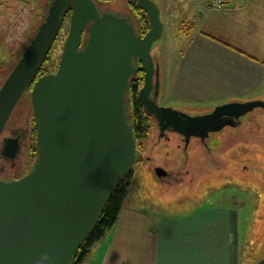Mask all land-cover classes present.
Segmentation results:
<instances>
[{
  "label": "water",
  "instance_id": "95a60500",
  "mask_svg": "<svg viewBox=\"0 0 264 264\" xmlns=\"http://www.w3.org/2000/svg\"><path fill=\"white\" fill-rule=\"evenodd\" d=\"M136 4L148 17L143 35L129 17L101 10L95 0H51L1 83L0 135L32 84L37 155L23 176L0 179V264H71L114 184L136 160L127 101L134 74L143 73L138 97L160 132H176L186 143L191 137L204 141L254 108L264 109L259 99L226 102L202 114L160 106L159 64L150 50L164 25L154 0ZM68 11L58 66L35 79ZM19 150L15 140L4 152Z\"/></svg>",
  "mask_w": 264,
  "mask_h": 264
},
{
  "label": "rangeland",
  "instance_id": "374dc122",
  "mask_svg": "<svg viewBox=\"0 0 264 264\" xmlns=\"http://www.w3.org/2000/svg\"><path fill=\"white\" fill-rule=\"evenodd\" d=\"M50 1L0 0V85L44 18ZM133 1L95 0L102 10L128 15L140 34L143 24ZM154 1L164 25L161 37L150 50L155 63L159 64L157 102L160 106L202 114L226 102L264 100V82L261 88L244 90L236 87L235 80L225 83V87L220 86V90L208 84L187 88L184 83L181 88V80H175V76L171 84L178 83L179 91H175V85L172 90L160 94V59L167 54L173 67L179 64L178 60L187 51V41L198 26V11L179 6L176 0ZM69 16L70 11L42 63L51 72L59 63L69 30ZM31 89L32 84L22 94L11 116L15 126L26 130V138L13 165L0 159V167L5 166L4 174L8 176L5 180L23 176L36 160ZM148 116L151 127L139 147L136 143V160L130 174L126 175L129 192L124 204L143 209L151 224L159 217L188 220L213 206L230 208L238 221L237 231L229 242L230 248H234L231 250L233 260L237 264H264V109L256 107L242 115L236 126L212 132L204 141L191 137L188 143L176 132L161 133L155 118Z\"/></svg>",
  "mask_w": 264,
  "mask_h": 264
},
{
  "label": "crops",
  "instance_id": "0c3cea01",
  "mask_svg": "<svg viewBox=\"0 0 264 264\" xmlns=\"http://www.w3.org/2000/svg\"><path fill=\"white\" fill-rule=\"evenodd\" d=\"M176 4L197 10L198 26L179 64L173 67L167 54L161 57L160 94L175 85L179 91L178 83L171 84L173 76L181 80V88L184 83L187 88L208 84L220 90L233 80L243 90L263 86L264 0H229L220 11L212 9L208 0H176ZM206 209L188 220L159 217L151 224L143 209L123 203L115 224L92 247L83 264H237L229 244L237 231L236 214L227 207L213 206L204 212Z\"/></svg>",
  "mask_w": 264,
  "mask_h": 264
},
{
  "label": "trees",
  "instance_id": "16d2710c",
  "mask_svg": "<svg viewBox=\"0 0 264 264\" xmlns=\"http://www.w3.org/2000/svg\"><path fill=\"white\" fill-rule=\"evenodd\" d=\"M133 7L138 12L140 21L143 24L140 34H144L149 29L148 17L137 6L136 0L133 1ZM204 33L207 36L216 39L217 41L223 43L224 45L236 50L237 52L251 59L257 60L256 57L249 54L245 50L231 43L223 41L211 34H208L206 32ZM49 72L51 71L43 64L40 70L37 72L35 79ZM142 84H143L142 73H138L136 77H132L127 89L128 105L130 110L129 123L132 125L133 134L136 139L137 147H139V145L145 140V138L149 133V129L151 127L150 118L146 113V111L144 110L138 97V91L142 87ZM32 152L34 153V154L32 153V156H34L35 150L33 149ZM130 172L127 175H129ZM126 177L127 176L121 178L114 184L112 191L107 197L106 204L103 210L101 211V214L96 224L94 225L88 236L86 237L83 244L80 246L79 250L73 256L71 264H83L89 252L91 251L92 247L95 244H97L105 236L106 232L115 224L118 214L123 206L125 197L127 196L129 190V181H127Z\"/></svg>",
  "mask_w": 264,
  "mask_h": 264
},
{
  "label": "flooded vegetation",
  "instance_id": "af4514ba",
  "mask_svg": "<svg viewBox=\"0 0 264 264\" xmlns=\"http://www.w3.org/2000/svg\"><path fill=\"white\" fill-rule=\"evenodd\" d=\"M102 10V9H101ZM126 15V14H124ZM129 17L128 15H126ZM14 111V110H13ZM210 112V111H207ZM206 112V113H207ZM13 114V112H12ZM11 114V116H12ZM11 116L9 117L1 135H0V159L4 160V162L8 163L9 165H13V163L17 160L19 157V154L21 152L22 144L26 138V130L20 126L12 123ZM5 132V135L2 136V134ZM183 137V136H182ZM6 139H12L11 141H7ZM17 140L20 145V150L17 154L11 155L10 153H5V148L8 146L9 148H12L14 141ZM5 151V152H4ZM5 166L2 165L0 167V179H8V176H5L4 174Z\"/></svg>",
  "mask_w": 264,
  "mask_h": 264
},
{
  "label": "built area",
  "instance_id": "2783aa9c",
  "mask_svg": "<svg viewBox=\"0 0 264 264\" xmlns=\"http://www.w3.org/2000/svg\"><path fill=\"white\" fill-rule=\"evenodd\" d=\"M229 0H208V5L217 11L224 10L227 7Z\"/></svg>",
  "mask_w": 264,
  "mask_h": 264
}]
</instances>
